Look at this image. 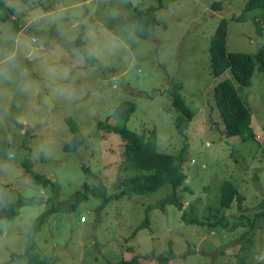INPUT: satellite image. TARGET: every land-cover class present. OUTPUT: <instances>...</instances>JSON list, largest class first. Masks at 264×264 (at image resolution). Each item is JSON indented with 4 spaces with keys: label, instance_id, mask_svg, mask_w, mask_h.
Segmentation results:
<instances>
[{
    "label": "rangeland",
    "instance_id": "rangeland-1",
    "mask_svg": "<svg viewBox=\"0 0 264 264\" xmlns=\"http://www.w3.org/2000/svg\"><path fill=\"white\" fill-rule=\"evenodd\" d=\"M248 1L3 0L0 60L17 36L41 55L18 51L15 67L0 77V264H26L28 248L42 264H120L150 255L145 264H157L171 251L169 264H264V216L256 218L264 211V73L256 69L250 88L229 72L215 79L208 52L224 19L226 51L256 55L264 0L245 21L233 19ZM152 7L155 33L136 37L135 17ZM37 10L48 15L30 24ZM223 81L251 111L254 138L223 135L213 99ZM176 87L195 116L184 134L169 95ZM123 103L135 108L128 124L116 114ZM107 125L154 132L158 152L182 154L183 211L148 210L173 192L169 184L116 198L132 172L121 136L100 127ZM76 135L81 145L67 149ZM25 161L51 183L32 180ZM227 188L236 193L223 207ZM185 212L199 224L184 221ZM147 217L149 228L138 229Z\"/></svg>",
    "mask_w": 264,
    "mask_h": 264
},
{
    "label": "trees",
    "instance_id": "trees-1",
    "mask_svg": "<svg viewBox=\"0 0 264 264\" xmlns=\"http://www.w3.org/2000/svg\"><path fill=\"white\" fill-rule=\"evenodd\" d=\"M260 0H249L245 6L243 13L233 17L236 21H245L246 14L254 11L260 7ZM3 0H0L2 6ZM213 4L212 7H216ZM156 8L152 7L139 13L134 21V34L141 39H148L151 37L158 25V20L155 14ZM226 38L227 26L226 21L221 19L210 39L209 42V58L210 69L213 78H219L226 72L232 74L234 80L243 88H250L252 86L253 76L256 69L264 73V42L255 56L247 53L226 51ZM88 61L92 60V56H87ZM179 87L174 88L169 92L173 98V107L180 115L176 121V129L179 133L184 134L192 121L194 114L185 105L183 99L180 97ZM213 99L216 110L224 125L223 135L226 138L255 137L252 130V113L245 106L240 99L235 88L228 81H223L217 84L213 89ZM134 105L130 103L121 104L117 110V116L128 124L133 116ZM102 130L115 135H120L125 146V155L129 161L127 170H131L130 177L122 180L123 190L116 198L120 199L125 196L144 195L147 193L158 191L163 185L169 184L173 188V192L161 199L160 201L152 204L150 208L164 210L167 205H176L181 211L184 210L181 198L178 195V190L184 186L187 176L184 172V159L181 155H169L158 152L157 136L153 132L150 135H136L130 132L127 128L118 130L110 126H100ZM83 137L76 135L66 148L75 150L81 145ZM24 166L29 170V176L32 180L45 185L51 183L50 180L39 177L36 173L30 170L29 161L24 162ZM28 172V171H27ZM226 193L221 196V206L229 207L234 201L233 192H229L228 188ZM192 210V208L190 207ZM264 211L257 214L256 218L263 217ZM183 219L189 224H199L198 219L192 217L188 218L187 212L183 213ZM149 219L146 218L145 222L139 226L138 229L149 228ZM26 264H42V259L38 252L33 248H28L26 253ZM155 259L154 255L144 258H133L128 262L120 264H145ZM176 256L171 251L167 258L156 257L157 264H169L174 261Z\"/></svg>",
    "mask_w": 264,
    "mask_h": 264
},
{
    "label": "clouds",
    "instance_id": "clouds-1",
    "mask_svg": "<svg viewBox=\"0 0 264 264\" xmlns=\"http://www.w3.org/2000/svg\"><path fill=\"white\" fill-rule=\"evenodd\" d=\"M20 9L17 8V11ZM46 13L37 10L36 12L32 13L29 19V23H34L35 21L42 19ZM18 51H23L24 54L28 55L29 59L38 57L41 55L39 51H33L31 41L28 37L21 38L17 36V38L13 42V49L9 51L2 60H0V77L7 75L8 72L15 67L17 63V56ZM95 55L96 53H91Z\"/></svg>",
    "mask_w": 264,
    "mask_h": 264
},
{
    "label": "built area",
    "instance_id": "built-area-1",
    "mask_svg": "<svg viewBox=\"0 0 264 264\" xmlns=\"http://www.w3.org/2000/svg\"><path fill=\"white\" fill-rule=\"evenodd\" d=\"M81 222H84V218H81Z\"/></svg>",
    "mask_w": 264,
    "mask_h": 264
}]
</instances>
